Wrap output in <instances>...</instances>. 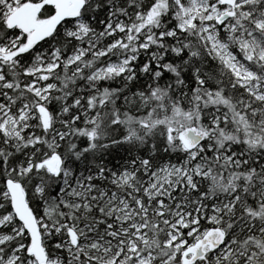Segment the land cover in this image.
I'll list each match as a JSON object with an SVG mask.
<instances>
[{
	"label": "snow or ice",
	"instance_id": "6c2138e0",
	"mask_svg": "<svg viewBox=\"0 0 264 264\" xmlns=\"http://www.w3.org/2000/svg\"><path fill=\"white\" fill-rule=\"evenodd\" d=\"M0 264H264V0H0Z\"/></svg>",
	"mask_w": 264,
	"mask_h": 264
}]
</instances>
